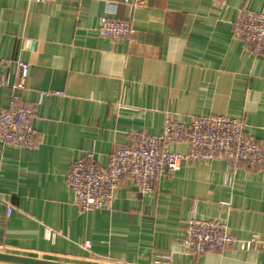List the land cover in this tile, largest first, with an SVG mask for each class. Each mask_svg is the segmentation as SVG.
Masks as SVG:
<instances>
[{"label": "crops", "instance_id": "crops-1", "mask_svg": "<svg viewBox=\"0 0 264 264\" xmlns=\"http://www.w3.org/2000/svg\"><path fill=\"white\" fill-rule=\"evenodd\" d=\"M131 6L129 40L97 35L101 18L126 20ZM243 7L264 14V0H0V77L12 84L16 63L28 64L20 104L35 131L30 150L0 145V253L70 264H155L159 255L169 264H264L262 168L183 162L147 195L125 177L110 211L82 214L66 181L88 151L106 168L134 132L158 137L168 118L234 119L264 142V58L233 36ZM10 95L0 86V112ZM191 213L257 243L189 256L181 241Z\"/></svg>", "mask_w": 264, "mask_h": 264}, {"label": "built area", "instance_id": "built-area-1", "mask_svg": "<svg viewBox=\"0 0 264 264\" xmlns=\"http://www.w3.org/2000/svg\"><path fill=\"white\" fill-rule=\"evenodd\" d=\"M129 10L126 20L101 18L96 28L97 35L115 41L129 40L134 34L131 24L133 6ZM233 36L243 42L251 55L264 58V14L246 7L240 9L233 22ZM16 72L18 78L12 84L0 77V86L11 90L8 106L0 112V145L30 150L35 146L33 112L20 104L28 64L17 62ZM181 142L188 148L184 154L172 152L167 147L170 143ZM214 160L224 161L229 167L239 163L264 169V142L248 137L244 125L234 119L193 116L186 122H180L168 118L158 137L143 131L134 132L128 146L111 154L106 168L98 166L94 150L88 151L83 161L70 166L66 181L73 195V204L80 214L110 211L115 191L125 177L131 179L141 195H147L152 191L155 178L177 172L183 162ZM223 183L227 187L232 185L229 171ZM46 238L53 241L55 234H48ZM256 243V236L248 241H238L229 234L224 222L200 220L191 213L181 247L185 254L196 257L222 252L233 245L247 251ZM171 259L170 255H159L155 264H169Z\"/></svg>", "mask_w": 264, "mask_h": 264}, {"label": "water", "instance_id": "water-1", "mask_svg": "<svg viewBox=\"0 0 264 264\" xmlns=\"http://www.w3.org/2000/svg\"><path fill=\"white\" fill-rule=\"evenodd\" d=\"M0 262L7 264H70L65 262L49 261L39 258H32V257L13 255L7 253H0Z\"/></svg>", "mask_w": 264, "mask_h": 264}, {"label": "rangeland", "instance_id": "rangeland-1", "mask_svg": "<svg viewBox=\"0 0 264 264\" xmlns=\"http://www.w3.org/2000/svg\"><path fill=\"white\" fill-rule=\"evenodd\" d=\"M57 262V261H56Z\"/></svg>", "mask_w": 264, "mask_h": 264}]
</instances>
